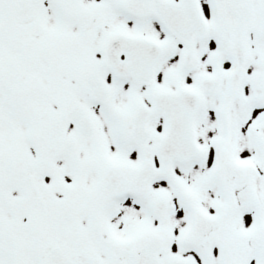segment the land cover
Wrapping results in <instances>:
<instances>
[{"label":"snow or ice","instance_id":"6c2138e0","mask_svg":"<svg viewBox=\"0 0 264 264\" xmlns=\"http://www.w3.org/2000/svg\"><path fill=\"white\" fill-rule=\"evenodd\" d=\"M0 264H264V0H0Z\"/></svg>","mask_w":264,"mask_h":264}]
</instances>
